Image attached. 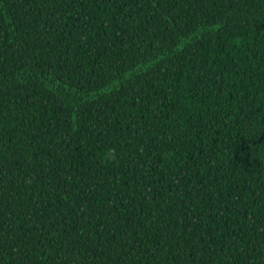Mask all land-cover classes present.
<instances>
[{
  "label": "trees",
  "instance_id": "16d2710c",
  "mask_svg": "<svg viewBox=\"0 0 264 264\" xmlns=\"http://www.w3.org/2000/svg\"><path fill=\"white\" fill-rule=\"evenodd\" d=\"M0 264H264V0H0Z\"/></svg>",
  "mask_w": 264,
  "mask_h": 264
}]
</instances>
